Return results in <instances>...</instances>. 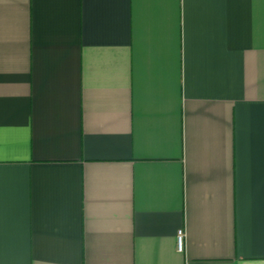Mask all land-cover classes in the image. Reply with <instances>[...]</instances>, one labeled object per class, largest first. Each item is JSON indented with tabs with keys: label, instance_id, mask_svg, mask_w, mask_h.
<instances>
[{
	"label": "crops",
	"instance_id": "0c3cea01",
	"mask_svg": "<svg viewBox=\"0 0 264 264\" xmlns=\"http://www.w3.org/2000/svg\"><path fill=\"white\" fill-rule=\"evenodd\" d=\"M0 264H264V0H0Z\"/></svg>",
	"mask_w": 264,
	"mask_h": 264
},
{
	"label": "built area",
	"instance_id": "2783aa9c",
	"mask_svg": "<svg viewBox=\"0 0 264 264\" xmlns=\"http://www.w3.org/2000/svg\"><path fill=\"white\" fill-rule=\"evenodd\" d=\"M184 237H185L184 229H179L177 232V249L179 251H182L184 248Z\"/></svg>",
	"mask_w": 264,
	"mask_h": 264
}]
</instances>
